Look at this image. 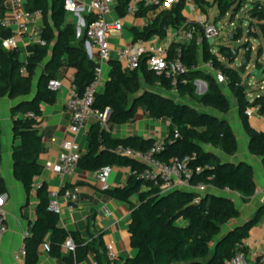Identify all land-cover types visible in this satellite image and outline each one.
I'll list each match as a JSON object with an SVG mask.
<instances>
[{"label": "trees", "instance_id": "obj_1", "mask_svg": "<svg viewBox=\"0 0 264 264\" xmlns=\"http://www.w3.org/2000/svg\"><path fill=\"white\" fill-rule=\"evenodd\" d=\"M133 1L117 0L115 10L119 17L126 15ZM194 1L205 12L207 0ZM246 3V0H214L213 6H217L218 17L222 18L231 8H234V15L237 14ZM136 4L137 17L148 11L156 15L142 28L131 29L133 41L149 40L153 36L163 39L168 29L178 30L187 23L184 15L186 0H179L169 9L145 0H139ZM25 6L30 11L42 10L41 38L45 44L28 45L27 59L21 62L18 49L7 50L2 47L1 40L9 37L11 31L0 28V98L28 99L11 110L12 133L19 142L13 145L11 157L13 175L29 194L34 179L43 171L39 161L44 150L43 135L38 129L42 116L41 105H54L57 99L56 91L48 85L49 81L57 79L63 66L71 68L74 71L72 85L76 93L82 95L94 78L96 63L86 51L84 29L77 36L76 27L66 22L64 0H28ZM247 17L248 37L258 36V30L264 38V0H255ZM83 19L87 24L92 16L85 15ZM190 24L196 25L193 21ZM196 30L202 36L200 45L192 39L185 44L172 41L168 48L169 57L179 52L187 68L178 82L180 100L156 89V82H160L165 89H170V86L163 77L148 69L146 59L141 61L137 70L131 72H125L118 61L110 59L108 76L103 88L95 94L92 107L99 111L109 108L110 131L114 125L133 121L139 107L153 120L169 121V134L157 158L168 162L174 157L195 154V159L188 163L192 170L190 182L202 183L212 190L208 189L203 194L183 188L162 192L159 187L140 177L144 169L142 162L117 152L120 146L146 151L154 141L136 136L116 139L96 122L86 131L87 149L78 161V170L95 172L105 166L128 170L123 186L102 190L101 196L103 199L130 204L129 245L135 250V255L109 259L101 234L81 240L75 232L61 228L59 215L48 209L49 190L46 183L42 182L36 186L35 220L23 241L24 264H38V250L44 242L49 244L48 254L62 264H78L90 253L96 264H225L237 250L247 251L246 248H240V244L248 237L250 227L264 216V202L252 220L242 225L235 223L240 211L231 196L221 191L228 188L248 201L256 191L254 171L249 163L234 164L224 161L219 155H234L238 143L228 121L211 112L224 115L231 106L222 85L202 65L210 61L215 70L226 76L227 88L249 137V152L263 162L264 130L251 126L245 110L249 106L259 105L264 115V95L250 101L240 71L232 66L237 50L220 45L214 52L197 25ZM241 36V29L233 33L234 40ZM21 68H24V72H21ZM197 81L206 83L203 94L196 92ZM192 99L198 106L188 102ZM16 113L20 115L15 116ZM176 131L178 136L175 137ZM198 166L201 167L200 171L195 170ZM5 192L6 187L0 176V195ZM134 194H138L137 205L130 202ZM68 238L72 239L75 248L65 252L62 245Z\"/></svg>", "mask_w": 264, "mask_h": 264}, {"label": "crops", "instance_id": "obj_2", "mask_svg": "<svg viewBox=\"0 0 264 264\" xmlns=\"http://www.w3.org/2000/svg\"><path fill=\"white\" fill-rule=\"evenodd\" d=\"M248 1L252 6L255 0H247V3H249ZM6 3L7 0H0V17H4L8 14ZM201 10L202 9L194 0L189 2L186 1L184 8V15L187 18L186 22L194 21L198 17L207 19V14H203ZM155 15V12L148 11L141 17L127 15L119 17L114 7L108 18L110 20L121 18L123 29L111 38V47L116 49L133 43V33L131 29L134 27L142 28L152 21ZM84 16L85 14L82 12L80 14L66 13V22L73 24L77 29ZM39 21L42 25V20ZM262 38L263 37H261V40ZM18 39L19 44L17 49L19 50L20 61L25 62L28 56V42L25 37H18ZM150 39H157L159 42L168 45L172 41H178L176 32L172 29L167 30L166 36L163 39L156 36ZM93 52L96 55V50ZM108 71V63H105L103 65V77L105 80L108 76ZM73 73V69L63 66L57 76V80L61 81L62 86L56 91L57 99L55 104L41 105L42 116L39 119L38 129L43 135L44 150L39 158L40 163L43 165V171L40 176L34 179V186L29 194L25 191L22 183L16 180L13 175V162L11 157L13 145L19 143L14 139L12 133L13 115L11 110L18 103H21L23 99L27 98H9L7 96L0 98V176L6 187L5 194L0 196V209L6 212L7 222V232L3 236L0 244V264H24L23 259L15 260L13 258V252L23 244L25 233L35 220V208L37 205L36 186L44 182L49 191L57 189L60 186V180L54 170V166L61 152V142L73 136L69 131L68 115L64 111V101L72 86ZM227 91L229 92V90ZM211 112L227 120L237 138V152L230 157L219 153L222 159L234 164L246 162L253 167L256 184L255 194L248 201H245L237 192L230 194L240 211V217L235 223L242 225L253 219L257 209L264 202V162L261 158L251 155L249 152V137L239 118L236 104L233 110L230 109V111L224 115H219L215 111ZM19 115L20 113H16L15 116ZM96 122L94 118H90L86 124L85 132L75 136L82 154L87 149L86 131ZM249 122L253 128L264 130L263 114L260 113L253 116L249 119ZM110 132L116 139L136 136L142 139H151L153 141H164L169 134V121L153 120L139 107L133 121L122 125H114ZM52 139H54V141ZM111 169L108 178L110 188L123 186L128 175V170L116 166L111 167ZM67 184L71 186L77 185L80 189V197L79 201L72 208L63 200L60 202L61 211L58 214L59 226L68 232H75L78 239L81 240H89L91 236L101 234L105 246L109 243L112 244V250L116 258L133 257L136 252L129 245L128 231L131 220L130 204L115 199H103L101 196L100 184L96 180L94 172L78 170L74 176L67 181ZM130 202L132 205H137L138 194H134ZM104 209L107 210L106 214ZM263 234L264 216L258 219L249 229L248 237L245 239L247 243L245 248L248 254H252L256 249L261 247V238ZM38 255V264H62L60 260L52 258L45 252L42 248V244L39 247ZM78 264L96 263L93 260V254L90 253L84 261Z\"/></svg>", "mask_w": 264, "mask_h": 264}, {"label": "built area", "instance_id": "obj_3", "mask_svg": "<svg viewBox=\"0 0 264 264\" xmlns=\"http://www.w3.org/2000/svg\"><path fill=\"white\" fill-rule=\"evenodd\" d=\"M28 0H7L8 14L0 17V28H8L11 35L1 40V45L4 49H17L18 37H25L28 45L30 44H45L41 38L42 25L39 20H42V10L35 9L30 11L26 9ZM137 1L134 0L126 10L127 16H135L138 10ZM147 3L160 4L163 9H169L179 0H145ZM187 2L191 0H186ZM117 0H64V8L68 14L91 15L92 19L85 24L82 18L80 26L83 27L86 45L90 49L89 57L95 63V74L92 82L86 87L82 95H78L75 87L72 85L68 95L64 101V111L69 119V131L72 137L61 142V152L59 154L54 170L59 177L60 186L57 189L49 191L48 209L59 214L61 211L60 202L63 200L70 208L79 201L80 189L77 185L66 188L67 181L74 176L78 171V161L82 155L81 148L76 142V135L85 132L86 124L90 118H94L100 127L106 131L109 128V108L103 111L93 109V102L95 94L103 88L105 79L103 77V65L108 63L110 59L118 61L125 72L137 70L143 59H146V65L150 71L155 75L163 77L168 81L170 89H165L160 82H156L154 86L162 94L172 97L175 100H180L178 95V82L180 77L187 71V68L179 57V52L174 57H169L168 44L159 42L157 39L143 40L138 39L129 45L113 49L110 40L123 29V22L121 18L110 20L108 16L112 13L116 6ZM40 22V23H38ZM203 32L205 38L210 42L218 35V30L214 24L208 23L204 17H198L193 21ZM187 22L185 26L175 30L178 37V42L188 43L195 39L197 45L201 44L202 36L196 31V25ZM188 24V25H187ZM211 44V42H210ZM212 45V44H211ZM96 50V55L94 54ZM202 68L213 73L215 81L219 85L227 83L226 76L213 68L212 62H206ZM24 72V68H21ZM49 87L57 91L61 88L60 80L52 79L48 83ZM206 83L199 81L196 83V92H200ZM169 93V94H168ZM261 108L259 105H252L246 108L245 115L248 119L260 114ZM32 116V114H29ZM178 132H175V137ZM54 141V139H52ZM163 150V141H154L146 151H140L133 147H118L117 152L132 157L143 163L144 169L140 177L151 182L154 186L160 188L162 192L169 191L173 188H183L203 194L211 187L202 183L191 184L192 170L188 167V163L195 159V154L184 157H174L168 162L161 161L157 158ZM111 167L105 166L94 172L96 180L100 184V189L106 190L110 188L108 178L111 173ZM200 171L201 167L195 169ZM224 194H232L228 188L221 191ZM1 196V195H0ZM105 214L107 210L104 209ZM7 232L6 212L0 209V244L3 236ZM28 231L25 233L27 235ZM261 247L256 249L252 254H248L243 250H237L230 260L225 264H264V234L261 238ZM246 241L243 240L240 248H245ZM45 252H49L48 242L42 244ZM65 252L73 251L75 245L71 238H68L62 245ZM107 256L109 259L116 258L112 250V244L106 246ZM25 246L22 244L15 252L13 258L15 260H24Z\"/></svg>", "mask_w": 264, "mask_h": 264}, {"label": "rangeland", "instance_id": "obj_4", "mask_svg": "<svg viewBox=\"0 0 264 264\" xmlns=\"http://www.w3.org/2000/svg\"><path fill=\"white\" fill-rule=\"evenodd\" d=\"M213 3L214 0H207L204 4L205 12L201 10L203 14H207L208 23L214 24L218 30L217 37L210 40L213 51L217 52L218 46L220 45L237 50L238 54L234 57L232 66L240 71L242 83L246 86L248 99L250 101L254 100L257 96L264 95V74L263 82L257 81L252 75L254 68L264 67V38L261 40L262 36L258 30H256L258 36L248 37L247 12L250 10L251 4L249 2L243 5L235 15L234 8H231L224 17L220 18L218 17L217 6H213ZM79 27L83 29L82 26ZM238 29L242 31L241 38L238 40H230L229 35L236 34ZM246 45L248 46L246 47ZM248 51L249 53H247ZM222 61L226 64L224 60ZM244 62H246L245 66L243 64ZM227 86V84H224L221 87L230 102L231 110H233L235 101L227 91ZM188 102L191 105L198 106L193 99L188 100Z\"/></svg>", "mask_w": 264, "mask_h": 264}, {"label": "water", "instance_id": "obj_5", "mask_svg": "<svg viewBox=\"0 0 264 264\" xmlns=\"http://www.w3.org/2000/svg\"><path fill=\"white\" fill-rule=\"evenodd\" d=\"M80 32H81V28L80 27H78L77 28V36L80 34ZM229 38H230V40H234V38H233V34H230L229 35ZM86 47H87V53H88V55H89V53H90V49H89V47H88V45H86ZM237 56V54L236 53H234V57H236ZM244 64V66L246 65V62H244L243 63ZM263 74H264V67H262V68H254L253 69V71H252V75H253V77L257 80V81H259V82H262L263 80ZM198 83V82H197ZM205 90H206V87H203V89L200 91V92H197L198 94H203L204 92H205ZM28 99H23L21 102H24V101H27Z\"/></svg>", "mask_w": 264, "mask_h": 264}]
</instances>
